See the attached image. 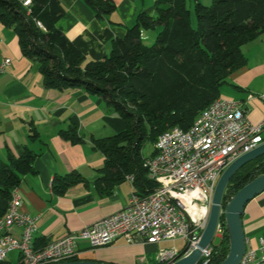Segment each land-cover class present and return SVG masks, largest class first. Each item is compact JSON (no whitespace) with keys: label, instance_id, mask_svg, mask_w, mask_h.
I'll use <instances>...</instances> for the list:
<instances>
[{"label":"trees","instance_id":"trees-1","mask_svg":"<svg viewBox=\"0 0 264 264\" xmlns=\"http://www.w3.org/2000/svg\"><path fill=\"white\" fill-rule=\"evenodd\" d=\"M84 1L99 16L115 9L110 0ZM63 13L58 0H31L29 6L20 0H0V22L16 33L22 54L38 63L46 87L61 92L82 88L105 99L124 120L122 131L95 139V147L105 155V178L113 170L118 173L112 183L128 174L138 176L143 194L156 186L143 167L144 144L154 145L170 127L187 130L219 98L230 74L244 64L242 46L264 32V0H212L210 5L195 1L192 9L186 0H156L154 14L139 13L125 35L113 40L107 55L87 59L57 27ZM145 29L156 31L150 45L141 40ZM60 134L73 143L80 140L74 128ZM155 152L154 148L150 156ZM34 156L25 148L21 156H9L8 164H0V218L20 176L32 171ZM263 172L264 154L243 164L226 185L223 209ZM80 181L76 173L55 176L52 189L62 193ZM219 222L222 236L213 245L208 264H220L229 250L224 214Z\"/></svg>","mask_w":264,"mask_h":264},{"label":"crops","instance_id":"crops-1","mask_svg":"<svg viewBox=\"0 0 264 264\" xmlns=\"http://www.w3.org/2000/svg\"><path fill=\"white\" fill-rule=\"evenodd\" d=\"M64 13L57 21L73 45L87 59H101L110 52L112 42L125 35L139 13L154 14L156 0H110L115 9L97 15L84 0H58ZM210 5L212 0H186ZM245 62L234 70L221 87L219 97L241 101L251 123L264 119V32L242 46ZM10 59L0 72V164L9 156L19 157L25 148L35 154L32 171L20 176V210L36 218L33 246L78 231L108 216L128 203L132 189L138 190L137 177L111 182L113 170L105 178V155L94 140L112 136L125 128L124 120L105 99L82 88L58 91L46 87L38 63L24 56L16 33L0 22V61ZM251 96V97H250ZM75 129L80 139L71 142L60 132ZM154 151V145L148 155ZM76 173L82 181L54 192L55 176ZM112 174V175H111ZM148 177V175H147ZM246 247H258L264 237V190L247 202L242 216ZM21 227L10 225L5 232L20 237ZM159 243L132 242L117 238L105 247L91 248L80 241L76 255L80 260L114 264L149 263V255L163 246ZM42 244V245H41ZM5 264H19L20 253L10 251Z\"/></svg>","mask_w":264,"mask_h":264},{"label":"built area","instance_id":"built-area-1","mask_svg":"<svg viewBox=\"0 0 264 264\" xmlns=\"http://www.w3.org/2000/svg\"><path fill=\"white\" fill-rule=\"evenodd\" d=\"M24 1L27 6L31 4V0ZM10 62L9 58L0 61V72ZM257 97L264 102V93ZM176 129L182 128L174 126L163 131L154 144L155 154L143 160L148 178L156 183L150 192L140 195L133 188L125 207L49 244L30 246L36 218L20 210L22 195L15 193L14 214L8 220L0 218V261L13 250L20 253L19 264L66 261L76 255L80 241L98 248L112 244L119 237L128 243L182 240V249L169 246L157 250L155 260L159 264L171 263L193 251L205 228L221 173L232 161L264 142V119L251 123L241 101L220 97L197 115L189 134L171 141ZM125 178L132 183L134 176L128 174ZM10 225L21 227L20 237L5 232ZM222 232L218 221L213 238L220 239ZM258 241V247H246L239 264H254V257L264 255V237ZM212 247L211 241L201 249L197 264L209 263ZM41 255H48V263H40Z\"/></svg>","mask_w":264,"mask_h":264},{"label":"water","instance_id":"water-1","mask_svg":"<svg viewBox=\"0 0 264 264\" xmlns=\"http://www.w3.org/2000/svg\"><path fill=\"white\" fill-rule=\"evenodd\" d=\"M264 154V142L232 161L221 173L212 196L207 222L197 247L189 254L168 264H197L201 249L212 241L222 207V196L232 175L248 161ZM264 190V172L240 188L227 202L224 217L229 233V250L220 264H239L246 250V238L242 226V213L248 201ZM49 264H114L91 260H66Z\"/></svg>","mask_w":264,"mask_h":264},{"label":"bare ground","instance_id":"bare-ground-1","mask_svg":"<svg viewBox=\"0 0 264 264\" xmlns=\"http://www.w3.org/2000/svg\"><path fill=\"white\" fill-rule=\"evenodd\" d=\"M24 6H27L24 0H20ZM38 24V23H37ZM39 25V24H38ZM219 99V98H217ZM212 103H216V100L213 101ZM183 134H189V128L187 130H182V129H176L172 134H171V141H178L183 137ZM15 193H19L18 188H15V191H12L11 193V198L9 200V205H8V210L4 214L3 217H1V220H8V218L14 214L15 210ZM190 198L186 197L188 200ZM193 208V207H192ZM194 210L196 208L194 207ZM204 211V210H203ZM197 212L194 211V214ZM49 244V242L47 243ZM30 246H33V239L30 237ZM40 263H48V255H41L40 256ZM254 264H264V255L256 256L254 257Z\"/></svg>","mask_w":264,"mask_h":264},{"label":"rangeland","instance_id":"rangeland-1","mask_svg":"<svg viewBox=\"0 0 264 264\" xmlns=\"http://www.w3.org/2000/svg\"><path fill=\"white\" fill-rule=\"evenodd\" d=\"M155 35H156V31L154 29H145L142 31L141 40L144 44L150 45L154 42ZM151 150H152V144L150 142L145 143L143 148V154L148 155ZM219 242H220L219 238L215 236L212 240V245H218ZM160 245L163 247L177 246L179 249H182L184 243L182 240H173V241L161 242ZM148 261L151 264L157 263V261L155 260V253L149 255Z\"/></svg>","mask_w":264,"mask_h":264}]
</instances>
